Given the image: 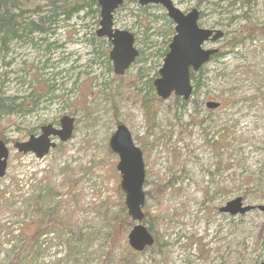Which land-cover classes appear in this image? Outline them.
Instances as JSON below:
<instances>
[{
	"label": "rangeland",
	"instance_id": "1",
	"mask_svg": "<svg viewBox=\"0 0 264 264\" xmlns=\"http://www.w3.org/2000/svg\"><path fill=\"white\" fill-rule=\"evenodd\" d=\"M45 1L28 3L32 9ZM172 1L184 13L197 8L203 13L200 26L220 29L225 36L205 44L220 53L195 73L190 100L161 99L153 125L147 126L136 93L150 91L147 79L155 80L160 67L148 71L153 64L147 61L115 74L111 47L90 41L100 14L80 13L61 22L49 38L54 44L49 52L47 41L37 37L11 44L13 51L5 56L0 52L6 83L0 94L23 97L21 73L12 72L23 66L36 91L26 104L27 116L0 119V135L10 150L0 177V264L264 263V212L259 209L264 205V0ZM140 14L130 4L116 12L115 27L134 33L137 47L150 53V41L159 37L156 30L167 13L162 7L150 10L151 39L137 21ZM10 60L13 65L5 68ZM140 70L146 76L134 87L130 81ZM207 102L220 106L209 109ZM65 116L75 119L72 138L57 139L58 146L42 159L15 148L34 130L60 127ZM119 124L128 127L143 151L144 224L158 244L133 262L127 237L110 252L105 243L106 216H116L122 206L119 158L109 146ZM42 188L51 189L42 201L48 211L43 213L31 201L44 194ZM238 197L253 209L237 215L221 211ZM46 214L61 225L38 229Z\"/></svg>",
	"mask_w": 264,
	"mask_h": 264
},
{
	"label": "water",
	"instance_id": "2",
	"mask_svg": "<svg viewBox=\"0 0 264 264\" xmlns=\"http://www.w3.org/2000/svg\"><path fill=\"white\" fill-rule=\"evenodd\" d=\"M124 1L97 0L100 9V27L96 34L111 44L109 59L112 61L115 74L120 76L132 67L139 56L135 35L114 25V14ZM138 3L143 7L161 6L175 25V35L169 45V51L153 83L157 96L167 100L174 94L187 102L194 91L191 72H198L219 52L218 49H205L204 44L206 42L215 44L224 37V32L219 29L200 27V11L197 8L184 13L172 0H138ZM219 106L220 104L213 102L207 103L209 109H216ZM74 121V118L65 116L60 121V129L52 125L43 126L40 135H33L27 141L16 143L15 148L24 154L34 153L37 158L42 159L57 146L51 138H58L63 143L72 138ZM109 146L111 151L119 157L117 170L121 177L120 188L124 194L127 214L135 222L128 234V243L133 250L143 252L155 243L154 236L143 224L145 217L143 208L146 202L143 151L136 144L131 131L125 124L117 126L110 138ZM9 153L8 144L0 140V177L6 174ZM252 209V206H244L242 198L238 197L228 202L221 211L237 215L245 214ZM259 209L264 212V205Z\"/></svg>",
	"mask_w": 264,
	"mask_h": 264
},
{
	"label": "trees",
	"instance_id": "3",
	"mask_svg": "<svg viewBox=\"0 0 264 264\" xmlns=\"http://www.w3.org/2000/svg\"><path fill=\"white\" fill-rule=\"evenodd\" d=\"M202 1L203 0H199V3ZM130 4H136L138 10L141 12L140 15L142 16H138L137 21L142 27H144L145 33H147L148 30H151V21L149 20L150 10H158L161 7L155 5H148L143 7L139 5L137 0H125L124 4L118 11L126 9ZM80 13H84L87 15H89V13L100 14L97 0H47V4H37L34 5L32 9L30 8V3H28V0H0V49L3 50H0V52H5L7 50V43L12 39L25 38L24 35L27 34L28 39L26 41L32 43L36 39L32 37V35H47L56 28V25L59 21H71V19L75 15H78ZM202 15L203 13H201V17ZM161 18H163L164 25L156 30L160 40L150 41L152 44L151 47L154 48L155 51L147 53L144 49H139V57L134 64L139 65L142 62L151 61V64L153 65L150 66L148 71H153L158 67H161V62L168 53L169 44L175 34L172 21L169 20L165 14H163ZM22 32H25V34H23ZM90 41L95 47L105 45L108 49L111 47L110 43L106 39L99 38L97 35H94L93 40ZM136 41H138L137 37ZM105 51V56H107V50ZM156 63L157 65H154ZM140 74L145 75L144 71L140 70L134 76V79L130 81L134 87L138 86ZM155 75L158 76L157 71H155ZM191 80H195V72H191ZM153 82L154 78H151L146 82V85L150 89L149 92H144L142 91V89H139L136 93V97L145 112L147 126L153 125L155 123L157 107L162 102L161 98H159L155 93ZM196 86L197 85H195L194 88ZM6 100L7 102L9 101V99ZM6 100L0 98V117L1 115H11L12 113L18 112V110L11 105L12 103H7ZM175 100L179 101L180 98L175 97ZM0 137L5 141L2 135H0ZM50 191V188H42L41 193L44 192L43 195L39 194L31 198V201H34V204L37 206V210L39 212H48L47 210H44V208H42V201L43 199L50 197ZM118 192H120L121 196V211L118 212L116 216L110 217L109 214L108 216H106L110 231L109 234H106L105 243L108 242L107 247H109V252L113 251L120 244H122V241L126 240L129 231L134 226V223L126 212V206L123 199L124 194L122 193L120 187H118ZM147 194L148 193H146V195ZM49 215L50 214H46L47 217H49ZM147 216L148 214L145 213L143 223H147ZM46 223L61 225L60 221L55 220L54 218L51 220L49 217L47 220H40V226L38 229H40L41 227L42 230V226H44V224ZM148 230L151 232L150 227H148ZM41 233H43V231H40L38 235ZM157 245L158 244L155 243L154 246L146 250L156 248ZM137 254V252L131 250L130 246L127 245V256L132 259L131 262H133V259ZM109 255L110 253L107 254V256Z\"/></svg>",
	"mask_w": 264,
	"mask_h": 264
},
{
	"label": "bare ground",
	"instance_id": "4",
	"mask_svg": "<svg viewBox=\"0 0 264 264\" xmlns=\"http://www.w3.org/2000/svg\"><path fill=\"white\" fill-rule=\"evenodd\" d=\"M198 1V3H199V0H197ZM44 4H47V0L45 1V3ZM40 5H43V4H40ZM33 15V14H32ZM80 14H78V15H75L74 17H76V16H79ZM73 17V18H74ZM72 18V19H73ZM201 18V17H200ZM71 19V20H72ZM61 22H66L65 20H61V21H59L58 22V24L56 25V28L54 29V30H52L49 34H47V35H41V34H35V35H32V37H34V38H38L39 40H44L45 39V42L47 41V44H46V46H45V52H49L50 51V49H51V46L52 45H54V44H52V43H49L48 41H49V38H51L52 37V35H53V33H56V31H57V27H59V24L61 23ZM149 31L150 30H148L147 31V36H148V38L149 39H151V36L153 35V34H151V35H148V33H149ZM23 34H25V32H22ZM24 37L25 38H17V39H12V40H10L8 43H7V50L5 51V52H3L4 53V56L5 55H7V53H9V52H11V50L13 51V49H12V46H11V44H15V43H18V44H20V45H22V44H26V43H28V41H26L27 39H28V37H27V34L26 35H24ZM40 37H45V38H42V39H40ZM154 39V38H153ZM160 40V38L158 37V38H156V40H152V41H159ZM1 46V45H0ZM1 50V49H0ZM1 51H3V50H1ZM155 51V49L153 48V50H152V52H154ZM13 65V60H10L9 62H4V67L5 68H9V67H11ZM10 71H12L11 69H10ZM7 72V71H6ZM12 72H15L16 74H19V73H21L20 74V76H18V80H20V83L22 84V92L23 93H25L24 95H23V97H18V96H10V95H6L5 94V92L4 93H2V95L0 94V98H2L3 100H6V99H9V101L7 102V100H6V102L7 103H12L11 105L12 106H14V108H16L17 110H18V112H16V113H12L11 115H15V114H18V113H23L24 114V116H27L28 115V111H27V108H26V104H27V102L30 100V99H32V98H34L35 97V94H36V91L34 90V84H33V81L31 80H29V77H28V70H27V68H26V66H23L22 68H19L18 70H16V71H12ZM4 76H5V74H0V78H1V81H0V89H2L3 87H5V85H6V83H5V78H4ZM143 76H146V75H142V74H140V78L141 79H143ZM149 79H147V81H148ZM30 88V90L28 91V89ZM33 95V96H32ZM6 116H10V115H1V117H0V119L1 118H3V117H6ZM46 181H47V179H46Z\"/></svg>",
	"mask_w": 264,
	"mask_h": 264
},
{
	"label": "flooded vegetation",
	"instance_id": "5",
	"mask_svg": "<svg viewBox=\"0 0 264 264\" xmlns=\"http://www.w3.org/2000/svg\"><path fill=\"white\" fill-rule=\"evenodd\" d=\"M50 125H52V124H50ZM55 125H58V124H54V125H52V126H53L54 128H56V129H60L61 126H60V127H56ZM41 129H42V127L40 128V133H37L38 130H34L33 133L30 135V137L33 136V135H34V136H38V135H40V134H41ZM51 139L54 140V142L56 143V140H57V139H53V138H51ZM16 143H18V142H16ZM16 143H15V144H16ZM7 144L9 145V143H7ZM56 144H57V143H56ZM57 146H58V144H57ZM57 146H56V147H57ZM56 147H55V148H56ZM147 193H148V192H147ZM147 196H148V194L146 195V198H147Z\"/></svg>",
	"mask_w": 264,
	"mask_h": 264
}]
</instances>
